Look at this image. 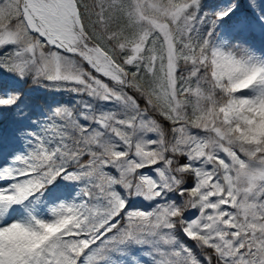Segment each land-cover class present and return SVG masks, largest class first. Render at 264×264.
I'll list each match as a JSON object with an SVG mask.
<instances>
[{"label":"rangeland","instance_id":"1","mask_svg":"<svg viewBox=\"0 0 264 264\" xmlns=\"http://www.w3.org/2000/svg\"><path fill=\"white\" fill-rule=\"evenodd\" d=\"M200 1L129 0L124 9H131L140 33L125 62L156 32L165 58L157 67L165 70L172 93L181 54L176 43H184L181 36ZM243 1H211L219 18L228 21L200 58L224 99L216 119L207 120L210 130L180 125L167 137L130 94L124 69L111 76L83 69L84 62L93 69L87 59L98 46L85 29L75 33L74 56H64L28 34L19 0H0V117L17 100L14 89L43 95L50 107L60 103L58 112L73 135L67 151L77 150L80 159L88 155L62 176L40 210L34 176L25 168V161L35 163L23 144L28 135L2 148L0 264H61L67 245L62 231L73 226L74 209L102 233L94 236L82 264H211V257L226 264H264V66L253 61L250 67L248 56L264 48V0H245L247 7ZM80 2L86 9L87 1ZM113 2L94 0L103 31L94 34L104 47L111 19L107 6ZM126 46L117 44L120 51ZM156 63L154 57L151 67ZM26 75L32 85L22 90ZM47 81L56 83L54 92ZM32 107L49 118L45 104L31 102L26 111ZM182 153L193 168L192 188ZM17 202L26 216L14 211ZM98 256L100 263L87 261Z\"/></svg>","mask_w":264,"mask_h":264},{"label":"trees","instance_id":"2","mask_svg":"<svg viewBox=\"0 0 264 264\" xmlns=\"http://www.w3.org/2000/svg\"><path fill=\"white\" fill-rule=\"evenodd\" d=\"M85 1L88 3L87 6L90 7L89 10L86 6L87 20L85 24L90 35L93 38L95 37L96 40L97 36L94 32H100L102 28L96 19L95 9H92L94 8V0ZM128 1L114 0L107 8V11L111 13V19L108 18L106 27L108 25L110 31L108 30L104 35L109 39L108 35L112 34L110 43L114 40L127 43V37L129 35L132 37L139 31L137 22L130 14L131 9L127 11L124 9ZM210 3V0L200 1L199 11L194 10L191 15L190 23L193 21L192 27H189L188 32L183 33L181 36L184 43L177 42L178 46L182 48L181 54L177 56L175 85L172 93L166 89L168 79L165 70L157 67L165 62L163 43L159 40V37L151 35L145 48L129 63L125 62L129 55L128 49L120 51L116 45V50H114L110 45L111 53L129 74L131 86L129 91L156 116L167 133H170L174 126L180 123L205 128L211 124V122L207 123L208 119H216L217 111L224 102L212 79L210 68L200 62V57L208 52L210 43L219 28V21L216 13L211 11L212 6ZM136 40L134 37L135 42ZM154 57H156L157 63L154 67H151V61ZM60 120L59 117H56L53 121L54 133L50 132V127L41 126L40 124H37L39 129L36 128L34 131H32V127L27 129L28 132H32L39 139L42 147L49 146L52 151H57L48 158V161L51 160L50 163L46 162L43 167L37 169L36 190L38 192L51 187L52 183L59 179L62 171L69 166L64 158L66 156L65 148H62L67 139L65 137L62 139V132L64 133L65 130L60 126ZM244 127L245 132L250 130L248 125H244ZM182 158L184 160L183 156ZM191 171L187 166V174ZM192 184L191 181L189 186ZM84 224L86 223L83 220L82 225ZM77 230L75 229V232H73L71 229L65 241L73 242L78 237ZM80 235L85 236V238L88 237L89 243V236L92 234L88 233L86 228L80 232ZM75 246L68 245L69 254L73 257L79 256L81 253ZM211 264L225 263L216 259Z\"/></svg>","mask_w":264,"mask_h":264},{"label":"bare ground","instance_id":"3","mask_svg":"<svg viewBox=\"0 0 264 264\" xmlns=\"http://www.w3.org/2000/svg\"><path fill=\"white\" fill-rule=\"evenodd\" d=\"M25 1H26V3L28 5H31L32 7H34L35 14L41 19H42V14L43 13H48L52 9V7H57L59 5L57 3V4H54V5L52 4L50 6V5L46 4L45 2H41V4L44 5V6L39 7V4L38 3H34L33 0H25ZM94 6H95V4H94ZM94 8H92V9H94ZM88 9L90 10V7ZM86 14H87V10L85 9V10L82 11L81 15L74 17L73 21L75 23V28H73V30H77L82 24L84 25L86 23V20H87ZM129 40H130V35L127 37V41H129ZM118 43H125V41L116 42L114 40V42H111L110 45L112 46V48L114 50H116L115 46ZM94 56H95V61H93V63L95 64L97 70L100 73H102V74H104L106 76H111V75H113V74H115L117 72L116 63L114 62V60L112 59V57L109 54H107L105 51H103V49H101L100 47H97L94 50ZM14 90H17V88L14 89ZM15 111L16 112H20V107L17 106L15 108ZM18 204H19V202H17V204H15V210H14L15 212L23 209V206H18ZM0 214L2 216L1 212H0Z\"/></svg>","mask_w":264,"mask_h":264}]
</instances>
